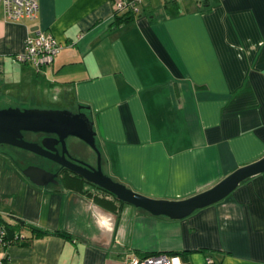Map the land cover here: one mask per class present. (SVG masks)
Returning a JSON list of instances; mask_svg holds the SVG:
<instances>
[{
    "label": "crops",
    "instance_id": "obj_1",
    "mask_svg": "<svg viewBox=\"0 0 264 264\" xmlns=\"http://www.w3.org/2000/svg\"><path fill=\"white\" fill-rule=\"evenodd\" d=\"M37 5L12 22L0 4V98L82 106L113 180L182 200L264 155V0H139L119 24L111 0ZM37 32L60 46L39 72L14 59ZM22 169L0 150V219L25 239L0 244L1 264H124L151 252L264 264V172L170 219L126 203L112 212L92 185L89 195L37 186Z\"/></svg>",
    "mask_w": 264,
    "mask_h": 264
},
{
    "label": "water",
    "instance_id": "obj_2",
    "mask_svg": "<svg viewBox=\"0 0 264 264\" xmlns=\"http://www.w3.org/2000/svg\"><path fill=\"white\" fill-rule=\"evenodd\" d=\"M82 109V106H78L77 112L73 113L68 109L0 108V144L10 145L51 160L66 168L72 175L81 178L86 184L110 193L122 203L132 205L153 216H165L170 219L183 218L196 209L213 204L224 198L243 180L264 172L263 155L254 162L236 168L210 188L188 198L161 200L143 196L102 172L92 122ZM22 132L41 133L46 136L34 142L24 139ZM67 137L78 139L94 153L95 167L81 162L67 152L64 142ZM57 144L60 151L56 148ZM21 173L37 186L57 183L54 173L38 166L27 165Z\"/></svg>",
    "mask_w": 264,
    "mask_h": 264
},
{
    "label": "built area",
    "instance_id": "obj_3",
    "mask_svg": "<svg viewBox=\"0 0 264 264\" xmlns=\"http://www.w3.org/2000/svg\"><path fill=\"white\" fill-rule=\"evenodd\" d=\"M112 8L118 12L129 9L132 14L139 12V0H112ZM4 18L7 21L17 22L21 20H32L38 10L37 0H0ZM60 46L50 36L43 32H37L33 36H26L23 39V49L14 55L18 62H29L36 72L41 71L49 65L58 52ZM4 235L3 228H0V243ZM211 264L210 259H206ZM1 264V262H0ZM124 264H181L178 255L156 253L145 257L130 254Z\"/></svg>",
    "mask_w": 264,
    "mask_h": 264
},
{
    "label": "flooded vegetation",
    "instance_id": "obj_4",
    "mask_svg": "<svg viewBox=\"0 0 264 264\" xmlns=\"http://www.w3.org/2000/svg\"><path fill=\"white\" fill-rule=\"evenodd\" d=\"M70 111L73 113L77 112V110H75V109H71ZM26 134H29L32 136L36 135L35 138H33L34 142H38L43 136H46L45 134H41V133L22 132L23 138ZM49 135H51V134H49ZM37 136H38V138H37ZM51 136H54V135H51ZM68 139H73L71 144L68 143ZM64 142H65L66 150L70 155L74 156L75 158H77L78 160H80L81 162H83L85 164H88L92 167H95V162H96L95 159L96 158H95L94 153L91 151L92 159L89 161L88 160V158H89L88 154L86 155L84 153H81V151L79 150V144H84V143H82L81 141H79L78 139L73 138V137L65 138ZM4 148H5V150H3ZM56 148L58 149V151H60L59 144L56 145ZM6 149L8 151H6ZM0 150L4 151V153L8 157H10L15 163L24 165V166H22L23 168L27 165H34V166L41 167L50 173H54L55 174L54 179L57 181L56 184H58L59 182L63 183V181L65 179L67 180V178L70 175H72V173H70L66 168H64L62 166L60 167V165L56 164L55 162H52L51 160H48V159L43 158L41 156H37V155L32 154L30 152H27L25 150H22V149H19V148L10 146V145H6V144H0ZM71 160H73V159H71ZM73 162L78 163L75 160H73ZM100 163L101 162L99 160V164ZM100 168L102 170L101 164H100Z\"/></svg>",
    "mask_w": 264,
    "mask_h": 264
},
{
    "label": "trees",
    "instance_id": "obj_5",
    "mask_svg": "<svg viewBox=\"0 0 264 264\" xmlns=\"http://www.w3.org/2000/svg\"><path fill=\"white\" fill-rule=\"evenodd\" d=\"M112 1V0H111ZM136 15V14H135ZM134 14H132V12L129 9H126L123 12H118L116 10H113V20L112 22L114 24H119L121 22H128L130 21L134 16ZM85 182L79 178L76 175H70L67 180L65 179L63 181L64 185H68L69 187H71L73 190L79 192V193H83V194H87L88 193L82 191V186ZM95 189L99 190L101 192L100 196L97 195H92L90 196L93 201L102 206L107 208L108 210L112 211V212H117L118 211V207L123 204L121 201H118L117 199L114 198L113 195H111L110 193L97 188L95 186H93ZM109 197V198H106ZM0 228H3L4 231V235L2 237V245H8V244H15L18 242H24L25 239L24 237L20 238L19 235H15L13 232V228L12 226L4 223L1 219H0ZM43 234H45L46 232H42ZM1 244V243H0ZM157 252H151V253H145L140 255V257H145L148 256L150 254H156ZM164 254H174V255H178L180 260H181V264H187L186 260H185V255L183 253H164Z\"/></svg>",
    "mask_w": 264,
    "mask_h": 264
},
{
    "label": "rangeland",
    "instance_id": "obj_6",
    "mask_svg": "<svg viewBox=\"0 0 264 264\" xmlns=\"http://www.w3.org/2000/svg\"><path fill=\"white\" fill-rule=\"evenodd\" d=\"M7 107H17V108H39V109H58L56 108V105L54 104H50V102H38V101H35V102H31L30 100H25V99H21L19 98L18 96L14 95V96H11V98L9 99H3V98H0V108H7ZM74 108V107H73ZM36 135H29V134H26L24 136V139L28 140V141H33V138H35ZM38 138V136H37ZM95 145H96V148L99 152V156H100V149L98 147V144L97 142L95 141ZM5 150V148L3 149ZM79 150L81 151V153H84V154H88V160L90 161L92 159V153H91V150L85 146L84 144H79ZM6 151H8L6 149ZM100 160V164H101V167L103 168V161L101 160V158H99ZM24 165L22 164H18V167H22ZM103 171V170H102Z\"/></svg>",
    "mask_w": 264,
    "mask_h": 264
}]
</instances>
